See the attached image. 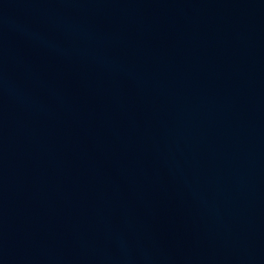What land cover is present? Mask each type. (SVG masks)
<instances>
[{
  "label": "water",
  "instance_id": "95a60500",
  "mask_svg": "<svg viewBox=\"0 0 264 264\" xmlns=\"http://www.w3.org/2000/svg\"><path fill=\"white\" fill-rule=\"evenodd\" d=\"M0 264H264V0H0Z\"/></svg>",
  "mask_w": 264,
  "mask_h": 264
}]
</instances>
